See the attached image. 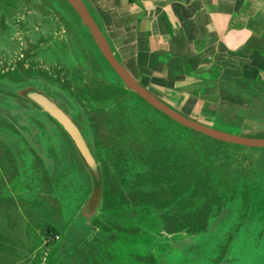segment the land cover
<instances>
[{
  "label": "rangeland",
  "instance_id": "1",
  "mask_svg": "<svg viewBox=\"0 0 264 264\" xmlns=\"http://www.w3.org/2000/svg\"><path fill=\"white\" fill-rule=\"evenodd\" d=\"M63 11H56L43 0H0V84L29 83L49 88L57 103L78 123L81 114L115 110L128 119V131L136 146L167 151L169 166L182 169L184 196L195 194L202 179L195 174L205 169L203 165L214 166V178H224L230 184L234 181L238 187L264 181V151L222 144L176 126L165 113L120 84L87 28L64 14L72 26L73 33L69 34L60 18ZM242 18L240 14L239 22ZM252 36L245 44L251 42L263 56L249 51L245 44L229 43L234 53L223 46L224 59L215 56L211 48L203 58L214 62V66L234 69L241 84L264 96V44L258 33ZM71 43L79 51H74ZM66 147L69 148L59 128L41 111L0 91V264H55L78 199L70 188H62L66 185L63 182L57 193L47 188L48 194L42 195L47 197L45 200L34 195L38 184L35 177L44 173L36 154L44 161L51 155L53 163L55 153H63ZM103 156L110 158L106 152ZM51 162L46 164L49 169ZM109 162L111 165V158ZM60 168L65 167L61 165L57 170ZM68 171L72 175V169ZM204 201L200 197L194 206ZM225 208L210 215L203 231L207 232L203 239L213 235L214 241L208 245L203 241L194 251L190 247L199 239L189 234L193 229L168 234L155 211L122 207L107 213L102 209L80 239L91 241L99 234L106 237L84 256L77 254L75 264H216L227 245L229 264H253L254 252H264V239L256 247L251 232H264V213L255 221H240L236 210Z\"/></svg>",
  "mask_w": 264,
  "mask_h": 264
},
{
  "label": "crops",
  "instance_id": "2",
  "mask_svg": "<svg viewBox=\"0 0 264 264\" xmlns=\"http://www.w3.org/2000/svg\"><path fill=\"white\" fill-rule=\"evenodd\" d=\"M82 2L105 49L153 97L207 127L264 135V96L241 84L234 69L203 58L211 48L224 59L223 46L234 53L229 43L245 44L253 32L264 44V0Z\"/></svg>",
  "mask_w": 264,
  "mask_h": 264
},
{
  "label": "trees",
  "instance_id": "3",
  "mask_svg": "<svg viewBox=\"0 0 264 264\" xmlns=\"http://www.w3.org/2000/svg\"><path fill=\"white\" fill-rule=\"evenodd\" d=\"M43 1L54 7L56 11L64 9L60 18L69 34L72 35L73 33L72 26L66 21L64 14H69L73 22L83 25L77 11L68 0ZM71 45L74 51H79L73 43ZM245 46H248L249 51L263 56L261 51L252 46L251 42H248ZM75 54L78 56L80 52ZM206 76L205 78L215 77L209 74ZM119 83L122 84L120 80ZM80 116V122L76 124L85 135L88 144L94 150L103 168V211L107 213L115 212L122 207L155 211L158 214V219L163 224L164 231L168 234L180 233L188 230V228L193 229L189 234L197 236L199 240L192 243L191 251L200 249L203 243L208 245L210 241H214L213 235L203 239L202 235L207 233L203 231L207 226L210 215L215 211L222 210L227 204H234V207H226L224 210H236L240 221L244 219H250L249 221L254 219L255 221L264 213V181L256 182L252 187L251 183L249 187L244 185L238 187L234 181L230 184L224 178L219 180L217 177L214 178L212 172L214 166L203 165L205 169H199L198 172L195 170V175L202 177L195 187V194L191 197H187V194L184 196L182 169L169 166L167 151L136 146L134 137L128 131V119L118 115L115 110L111 113L101 112L89 115L81 114ZM175 125L183 128L176 123ZM86 133H89L88 136ZM63 136L69 148L66 147L63 153H61L62 151L56 152V162L53 163L51 162V159H53L51 155L46 163L37 158L39 163L42 164L44 173L39 172L35 177L38 184L34 180L32 181L37 184L34 195L40 196L43 200L47 199V197L42 196L48 194L47 188L53 193H57L62 182L65 183L66 185H62V188H70L72 195L75 194L78 199L72 208L71 214L73 215L90 191V180L69 139L64 133ZM219 143L225 144L224 142ZM238 147L246 150L264 151V149ZM102 152L103 154L106 152L111 158L112 166L109 162L110 158L107 157L108 160H106ZM52 154H54V151ZM48 161L52 163L51 169H49V166L46 167ZM61 165L65 168L57 170ZM67 168L72 169V175ZM254 172L258 175V167H255ZM61 173L63 176H61ZM25 174L28 175L27 170H25ZM200 197L205 199L204 203L199 207L194 206L196 200ZM252 204H254V207H252ZM251 233L257 247V244L262 243L264 239V232ZM105 237V235L99 234L91 241L82 238L72 244L70 248L64 244L61 252L57 254L55 264H75L77 254L82 257L86 251L94 250L96 244H99ZM229 237L228 244L232 240L231 236ZM254 253L256 257L253 264H264V252L258 254L255 251ZM228 255L229 247L227 245L222 249L216 264H229L230 258H228Z\"/></svg>",
  "mask_w": 264,
  "mask_h": 264
},
{
  "label": "water",
  "instance_id": "4",
  "mask_svg": "<svg viewBox=\"0 0 264 264\" xmlns=\"http://www.w3.org/2000/svg\"><path fill=\"white\" fill-rule=\"evenodd\" d=\"M77 11L83 25L87 28L93 42L104 57L107 64L113 70L123 85H126L137 94L142 100L153 108L166 114L168 118L180 126L197 132L210 139L252 149H264V138H249L235 134L219 131L195 121L183 117L181 114L162 103L149 94L121 65V63L110 54L103 46L99 31L87 11L82 0H68ZM229 68V67H228ZM226 70V68H223ZM0 91L6 92L29 105L35 107L45 115L60 132L67 136L76 154L85 169L90 180V191L82 204L76 211L73 219L64 233V244L68 247L77 242L87 228L97 219L103 207L104 177L102 165L95 155L94 150L88 144L85 135L77 126L71 116L54 99L53 92L49 88L39 87L33 84L24 83L18 86L0 84ZM44 161L40 155L36 154ZM46 163V161H45Z\"/></svg>",
  "mask_w": 264,
  "mask_h": 264
},
{
  "label": "flooded vegetation",
  "instance_id": "5",
  "mask_svg": "<svg viewBox=\"0 0 264 264\" xmlns=\"http://www.w3.org/2000/svg\"><path fill=\"white\" fill-rule=\"evenodd\" d=\"M87 9V8H86ZM88 11V10H87ZM91 16V15H90ZM87 33L89 34V32L87 31ZM90 35V34H89ZM92 38V37H91ZM93 41V40H92ZM94 43V42H93ZM94 45H95V43H94ZM96 46V45H95ZM96 48H97V46H96ZM98 49V48H97ZM99 51V50H98ZM101 54V53H100ZM102 55V54H101ZM103 57V56H102ZM103 59H104V57H103ZM105 60V59H104ZM106 62V61H105ZM106 64H107V62H106ZM108 65V64H107ZM109 66V65H108ZM109 68H110V66H109ZM111 69V68H110ZM112 70V69H111ZM126 70V69H125ZM127 71V70H126ZM112 72H113V70H112ZM114 73V72H113ZM135 79V78H134ZM119 80V79H118ZM137 81V80H136ZM138 82V81H137ZM110 84H112V85H115V83H111V82H109ZM143 88H145V85H144V82H138ZM147 91V90H146ZM144 101V100H143ZM145 102V101H144ZM148 104V103H147ZM149 105V104H148ZM150 106V105H149ZM152 107V106H151Z\"/></svg>",
  "mask_w": 264,
  "mask_h": 264
}]
</instances>
